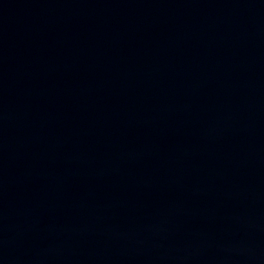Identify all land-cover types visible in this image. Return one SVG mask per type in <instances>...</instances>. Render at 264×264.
Segmentation results:
<instances>
[{"label": "water", "instance_id": "obj_1", "mask_svg": "<svg viewBox=\"0 0 264 264\" xmlns=\"http://www.w3.org/2000/svg\"><path fill=\"white\" fill-rule=\"evenodd\" d=\"M0 264H264V0H0Z\"/></svg>", "mask_w": 264, "mask_h": 264}]
</instances>
